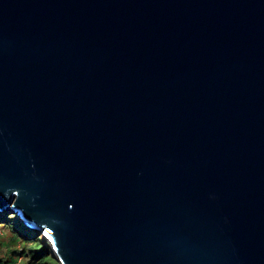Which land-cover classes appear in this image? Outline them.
Returning a JSON list of instances; mask_svg holds the SVG:
<instances>
[{
	"label": "water",
	"instance_id": "obj_1",
	"mask_svg": "<svg viewBox=\"0 0 264 264\" xmlns=\"http://www.w3.org/2000/svg\"><path fill=\"white\" fill-rule=\"evenodd\" d=\"M59 264H264V0H0V214Z\"/></svg>",
	"mask_w": 264,
	"mask_h": 264
},
{
	"label": "trees",
	"instance_id": "obj_2",
	"mask_svg": "<svg viewBox=\"0 0 264 264\" xmlns=\"http://www.w3.org/2000/svg\"><path fill=\"white\" fill-rule=\"evenodd\" d=\"M4 216H0V226H4L6 228H9L11 230V233H13V237H19V238H25L24 235H22L19 230L12 227L13 221H15V218H10L8 221L4 220ZM29 235H35V233L26 231ZM26 234V235H28ZM24 236V237H23ZM41 238V237H39ZM27 246L20 250H14L12 253L13 256H10V258L6 259L5 261H1L0 264H14L15 259L17 257H24L25 258V264H53L52 259L50 257L51 251L46 245L45 241L42 239L36 240V245L34 247L30 246L29 244H26Z\"/></svg>",
	"mask_w": 264,
	"mask_h": 264
},
{
	"label": "rangeland",
	"instance_id": "obj_3",
	"mask_svg": "<svg viewBox=\"0 0 264 264\" xmlns=\"http://www.w3.org/2000/svg\"><path fill=\"white\" fill-rule=\"evenodd\" d=\"M1 215L5 217V219H4L5 221H8V219L10 220V218H12V219L15 218V221H13L12 227L19 230V232L22 235H24L26 239H24L22 237L21 238H19V237L14 238L13 237L14 235H13V233H11V230L9 228H6L4 226H0V262L5 261L6 259L10 258V256H13L12 253L14 252V250H17V249L22 250L24 247L27 246L26 244H29L30 246L34 247L36 245V240L42 239V237L39 238L38 236H35V235H29L26 232L28 230L25 229L23 224H21L19 222V220L16 218L15 215H12L8 211L0 214V216ZM26 234H28V235H26ZM50 257L53 261L52 262L53 264H59L54 259V256L52 253L50 254Z\"/></svg>",
	"mask_w": 264,
	"mask_h": 264
},
{
	"label": "built area",
	"instance_id": "obj_4",
	"mask_svg": "<svg viewBox=\"0 0 264 264\" xmlns=\"http://www.w3.org/2000/svg\"><path fill=\"white\" fill-rule=\"evenodd\" d=\"M20 250V249H19ZM22 251V250H20ZM25 258L24 257H17L16 261L14 264H25Z\"/></svg>",
	"mask_w": 264,
	"mask_h": 264
},
{
	"label": "clouds",
	"instance_id": "obj_5",
	"mask_svg": "<svg viewBox=\"0 0 264 264\" xmlns=\"http://www.w3.org/2000/svg\"><path fill=\"white\" fill-rule=\"evenodd\" d=\"M27 230V229H26ZM29 231V230H28ZM30 232H32V231H30ZM34 233V232H33ZM42 239H43V237H42ZM18 250V249H17Z\"/></svg>",
	"mask_w": 264,
	"mask_h": 264
},
{
	"label": "crops",
	"instance_id": "obj_6",
	"mask_svg": "<svg viewBox=\"0 0 264 264\" xmlns=\"http://www.w3.org/2000/svg\"><path fill=\"white\" fill-rule=\"evenodd\" d=\"M15 240V239H14ZM17 244V243H16ZM17 247V246H16ZM16 260V259H15Z\"/></svg>",
	"mask_w": 264,
	"mask_h": 264
}]
</instances>
